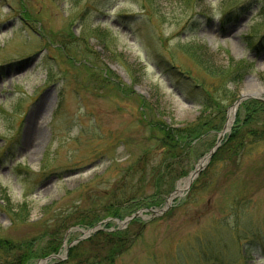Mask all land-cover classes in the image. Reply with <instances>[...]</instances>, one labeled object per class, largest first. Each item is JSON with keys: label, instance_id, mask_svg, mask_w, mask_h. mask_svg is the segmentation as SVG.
<instances>
[{"label": "rangeland", "instance_id": "rangeland-1", "mask_svg": "<svg viewBox=\"0 0 264 264\" xmlns=\"http://www.w3.org/2000/svg\"><path fill=\"white\" fill-rule=\"evenodd\" d=\"M199 56L212 71H241L214 95L216 108L200 104V85L217 79ZM242 95L252 98L206 161ZM250 100L264 105V0H0V243L29 249L27 264L50 255L59 258L45 264H264V114L241 128L259 137L220 150ZM36 127L38 146L24 147ZM163 130L178 133L177 151ZM140 158L144 170L132 175ZM123 192L121 205L104 195ZM10 209L26 220L12 221ZM84 216L99 220L72 225ZM58 224L68 229L57 252L41 257ZM117 231L129 246L104 261L89 243ZM5 250L0 264L20 253Z\"/></svg>", "mask_w": 264, "mask_h": 264}, {"label": "trees", "instance_id": "trees-1", "mask_svg": "<svg viewBox=\"0 0 264 264\" xmlns=\"http://www.w3.org/2000/svg\"><path fill=\"white\" fill-rule=\"evenodd\" d=\"M144 1H146L150 4V0H144ZM230 15L231 14H229L228 17ZM259 42L257 41L255 47L257 45L263 44V41H262V43H259ZM194 59L197 62L198 66L200 65L199 67H202L203 70L208 75L212 76L211 78L217 79L216 84H213V85L211 84L209 88H207L204 85H200V88L202 90V93H201L202 102L200 104L202 105V107H205V108H216L214 106V104H215L214 99H213L214 95H216V94H220V95L223 94L224 95V93L227 90L226 89L227 83L229 84L231 82H236L241 76V71L239 69H236L237 67L236 68L234 67L233 69H226L223 71L222 70L212 71V69L208 66V64L203 60V56L194 57ZM179 73L183 74L182 72H179ZM213 74H215V75H213ZM186 78H188V77H186ZM254 104H255V106H254ZM244 105H246L243 107V109H245L244 111H246L245 119L242 122H240V120L238 118L235 120L234 126L231 129V133L229 136L226 137L225 142L222 143L220 150L224 149L227 146L226 143L228 141L234 140V141H238L239 144H241L243 141L245 142L246 137H248L250 135H251L250 137H255V138L260 136L259 131H254L253 129L248 130L249 131L248 135L242 134L241 128L242 127H248L250 124L254 123V118H256L257 114H264L263 113L264 105L261 103H258V102L251 101V100L246 104L244 103ZM218 114H219V112H218ZM239 122H240V125H238ZM163 132H165V130H163ZM175 134L178 136L177 132L174 133L172 136L170 135V133L165 132L166 136H164V140L169 141V142H165L166 143L165 145L169 144L168 148H170L174 151L175 150L177 151L180 148V146L178 143L179 141L176 138ZM186 148H189V146L186 145ZM228 150H230V149H228ZM137 164L138 165H136L134 169H132L131 171L129 170L132 175L136 174V173H142L143 172L144 169L142 167L145 164L144 158L138 159ZM104 195L108 196L109 200L111 198L113 199V201L116 199L115 202L111 201L112 205H121L122 200L126 201L125 200L126 197L128 198V196H129V194H127V196H126V194L124 192L122 193L121 197H120V195L115 196L113 193H111L110 195H109V193H104ZM1 196H3V198L6 201H8L6 199L4 193H3V195L1 194ZM139 202L140 201H135V202H132L130 204L137 205V204H139ZM104 210H105L106 216L116 217L118 215V211L120 209L119 208H113V206L108 205V207L104 208ZM10 211H8V213L11 215L12 221L23 222L24 220H26V218H24L25 215H23L22 213H20L18 211L13 212L12 209H10ZM98 220H99V218L97 216L96 217H85L84 219H73V222H71V223H72V225H83L85 227H92L93 224L95 222H97ZM66 229H68V227L63 225V224L57 225V227L55 228L54 234H52L53 236H57V238L54 237V240H52V242L47 243V246L45 247V249H43L40 253L41 257H45L49 253L57 252L58 245H60V242H61V237L58 235H59V233L64 232ZM123 234H124L123 232L121 235V232L117 231L116 235H118V236L113 237L114 234L105 235V233L99 232L98 234L94 235L95 237L96 236L97 237L95 239H93L89 244L93 248V250L95 249V247L106 250L105 252H106L107 256L103 260L104 261H110V259H113V257L117 256L118 254L124 253V251L129 246V244H127L128 242L126 241V238L123 237ZM96 239H98V241H96ZM29 244H27V245H29ZM3 245L7 246V250H5L4 252L2 251L3 253H6V254L11 253L12 254L15 251H17L16 252V254H17L18 251L20 252L17 255V257L13 261L10 262V264H27L28 261H30L34 256V255H32L33 253H31V251L29 249L25 250L24 246H23L24 249H22L23 251L21 252V246L20 245L18 246V245L6 243V242L0 243V251L3 248ZM81 259H82V261L80 264H86L85 256H84V258H81ZM108 264H111V261Z\"/></svg>", "mask_w": 264, "mask_h": 264}, {"label": "bare ground", "instance_id": "bare-ground-1", "mask_svg": "<svg viewBox=\"0 0 264 264\" xmlns=\"http://www.w3.org/2000/svg\"><path fill=\"white\" fill-rule=\"evenodd\" d=\"M44 105L45 104L43 102H41L34 107V109L31 112V115L29 116V125L32 123V121H34L39 116H41V114L43 113V110H44ZM233 114H234V108H231L228 111V119H227L226 126H225L226 132L228 131V129L232 123ZM41 136H42V131L40 129H38L37 127L29 130L25 134L23 146L26 147L27 145H29L30 148H33V149L36 148L38 146V143H39ZM204 163H205V161H202L199 164V167L202 166ZM188 181H189V178H187L183 183H180L177 186V188L175 189V191L172 193L171 198H175V197L181 195L182 192L187 188Z\"/></svg>", "mask_w": 264, "mask_h": 264}, {"label": "water", "instance_id": "water-1", "mask_svg": "<svg viewBox=\"0 0 264 264\" xmlns=\"http://www.w3.org/2000/svg\"><path fill=\"white\" fill-rule=\"evenodd\" d=\"M248 98H252L250 95H242L237 101L234 102V104L232 105V108H234V110L237 109L238 105L245 99H248ZM226 126V125H225ZM225 126L223 127L221 133L218 135V138H217V142L216 144L214 145V147L209 151V153L207 154V156L205 157V160L207 161L209 157H211V155L215 152V150L218 148L219 144H220V140L222 138V136L224 135V133L226 132L225 131ZM203 168V165L200 166V167H197L190 175H189V181H188V185L187 187H189L193 180L196 178L197 174L201 171V169ZM169 199L167 200V202L165 203V208L161 209L159 213H163L167 208H169L170 206V203H169V200L170 199H173L171 198V195L168 197ZM154 214H156L157 212L154 211L153 212ZM140 216V211L138 212H135L134 214H132L131 216H129L128 218L124 219L123 221H118L121 225H122V228L125 227L131 220L135 219V218H138ZM102 223V222H101ZM99 223L98 225H96L91 231L89 232H94V231H97L99 230V225L101 224ZM56 258H59V256L57 255H50L46 258H43V259H40L37 261L36 264H45L47 261H50L51 259H56Z\"/></svg>", "mask_w": 264, "mask_h": 264}]
</instances>
